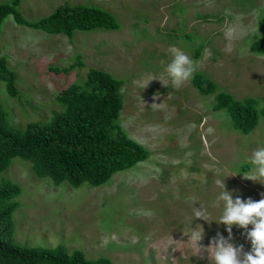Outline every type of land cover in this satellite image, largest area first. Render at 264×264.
I'll return each instance as SVG.
<instances>
[{"label":"rangeland","instance_id":"obj_1","mask_svg":"<svg viewBox=\"0 0 264 264\" xmlns=\"http://www.w3.org/2000/svg\"><path fill=\"white\" fill-rule=\"evenodd\" d=\"M62 3L105 9L120 27L75 31L69 39L6 16L0 57L15 72L18 90L12 97L0 81L7 124L23 128L48 121L64 107L61 90L81 84L94 67L122 80L118 124L149 157L101 185L79 187L37 177L30 161L14 157L0 173L22 188L12 241L61 245L68 253L80 249L87 259L105 256L113 264H211L206 250L194 254L201 246L184 231L204 230L199 243L207 246L217 232L227 237V228L195 219L193 209L203 204L219 219L222 205L212 204L221 191L216 181L225 178L234 199L264 198V183L244 178L253 167L252 152L264 147V115L243 134L225 109L213 108L218 91L256 98L259 110L264 106V53L250 49L256 32L262 35L264 0H20L17 8L34 21ZM172 48L196 61V72L214 81L216 92L203 95L192 80L174 87L166 72ZM244 232L233 226V242L249 251Z\"/></svg>","mask_w":264,"mask_h":264},{"label":"trees","instance_id":"obj_2","mask_svg":"<svg viewBox=\"0 0 264 264\" xmlns=\"http://www.w3.org/2000/svg\"><path fill=\"white\" fill-rule=\"evenodd\" d=\"M19 1L0 4V25L6 16L12 15L18 24L46 33H61L69 39L75 31L120 27L111 12L80 3H62L48 15L29 21L18 10ZM258 28L261 38L255 39L250 49L264 53V17L259 19ZM191 80L203 95L217 90L216 83L200 72ZM0 81L5 83L10 96H17L16 74L4 57H0ZM121 86V79L90 67L81 84L72 83L61 90L59 100L64 106L61 111L54 112L46 122L31 121L23 128L7 124L0 103V173L14 157H21L30 161L37 177H49L55 185L66 181L72 187L83 183L98 186L114 173L146 160L149 151L118 124L123 107ZM257 104L256 98L236 99L229 92L218 91L213 108L225 109L233 127L248 134L264 115V106L259 110ZM21 192L19 184L0 179V264H113L105 256L87 259L80 249L68 253L61 245L28 247L14 243L13 213L20 205L17 197Z\"/></svg>","mask_w":264,"mask_h":264},{"label":"clouds","instance_id":"obj_3","mask_svg":"<svg viewBox=\"0 0 264 264\" xmlns=\"http://www.w3.org/2000/svg\"><path fill=\"white\" fill-rule=\"evenodd\" d=\"M256 35L261 38L259 31ZM170 54L172 59L166 67V72L172 85L180 87L194 77L199 65L179 49H170ZM153 79L143 83L141 87L146 88ZM155 105L156 103L152 107ZM250 163L253 167L250 172L244 173V178L264 183V147H258L252 152ZM225 179L216 181L221 191L212 204L213 208H219L222 205L219 219H212L208 207L203 204L193 209V215L195 219H202L209 224L216 221L218 224L225 225L228 236L225 237L217 232L210 244L204 246L199 243L203 238L204 230L201 232L196 227L191 228L190 231H184L185 235H189V242H195L201 246L194 254H200L202 250H206L209 253L211 264H264V198L256 201L251 197L245 200L237 196L234 199L233 193L227 189ZM250 225L251 228H249ZM233 226L245 230L243 235L251 242V250L245 251L243 244L237 245L233 242Z\"/></svg>","mask_w":264,"mask_h":264}]
</instances>
